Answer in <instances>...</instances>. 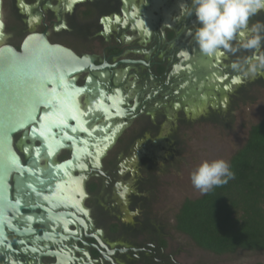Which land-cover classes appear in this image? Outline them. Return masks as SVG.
I'll use <instances>...</instances> for the list:
<instances>
[{"label":"flooded vegetation","instance_id":"obj_1","mask_svg":"<svg viewBox=\"0 0 264 264\" xmlns=\"http://www.w3.org/2000/svg\"><path fill=\"white\" fill-rule=\"evenodd\" d=\"M181 4L191 0H1L3 44L20 52L27 35H43L81 70L78 122L58 132L54 152L52 141L36 153L39 140L14 136L30 172L10 179L21 212L0 226V264H180L153 199L176 134L222 120L264 84V40L240 47L264 10L236 52L209 57Z\"/></svg>","mask_w":264,"mask_h":264},{"label":"water","instance_id":"obj_2","mask_svg":"<svg viewBox=\"0 0 264 264\" xmlns=\"http://www.w3.org/2000/svg\"><path fill=\"white\" fill-rule=\"evenodd\" d=\"M3 28L0 0V226H11L21 205L12 200L10 179L30 172L14 149V136L23 131V138L39 140L36 153L49 149V141L52 152L60 146L58 132L71 129L70 120L78 122L74 75L81 59L38 34L27 35L19 52L3 44Z\"/></svg>","mask_w":264,"mask_h":264},{"label":"rangeland","instance_id":"obj_3","mask_svg":"<svg viewBox=\"0 0 264 264\" xmlns=\"http://www.w3.org/2000/svg\"><path fill=\"white\" fill-rule=\"evenodd\" d=\"M263 117L264 84L255 90L252 98L235 107L222 120L199 122L176 134L179 141L176 160L160 180L163 188L153 199L157 223L173 236L170 246L173 250L178 248L176 260L180 264H264V249H237L232 253L215 254L196 246L189 236L173 227L182 202L204 194L192 185L190 173L205 160L224 159L229 163L245 144L250 126Z\"/></svg>","mask_w":264,"mask_h":264},{"label":"trees","instance_id":"obj_4","mask_svg":"<svg viewBox=\"0 0 264 264\" xmlns=\"http://www.w3.org/2000/svg\"><path fill=\"white\" fill-rule=\"evenodd\" d=\"M235 178L175 214V229L215 254L264 249V117L250 126L245 144L230 158Z\"/></svg>","mask_w":264,"mask_h":264},{"label":"clouds","instance_id":"obj_5","mask_svg":"<svg viewBox=\"0 0 264 264\" xmlns=\"http://www.w3.org/2000/svg\"><path fill=\"white\" fill-rule=\"evenodd\" d=\"M180 8L182 16H196L199 26L189 34L194 36L200 50L212 57L222 50L233 53L238 50L233 42L238 36H244L243 30L249 27L250 18L264 10V0H191L190 6L181 4ZM249 31L252 35L242 40L240 47L259 49L264 40V22L256 21ZM234 178L230 164L224 159L205 160L190 173L192 185L202 193Z\"/></svg>","mask_w":264,"mask_h":264}]
</instances>
